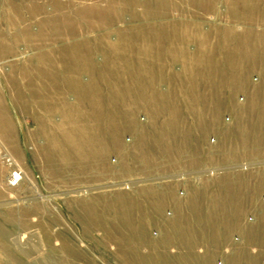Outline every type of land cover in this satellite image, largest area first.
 Masks as SVG:
<instances>
[{"label": "rangeland", "instance_id": "1", "mask_svg": "<svg viewBox=\"0 0 264 264\" xmlns=\"http://www.w3.org/2000/svg\"><path fill=\"white\" fill-rule=\"evenodd\" d=\"M0 264H264V0H0Z\"/></svg>", "mask_w": 264, "mask_h": 264}, {"label": "built area", "instance_id": "2", "mask_svg": "<svg viewBox=\"0 0 264 264\" xmlns=\"http://www.w3.org/2000/svg\"><path fill=\"white\" fill-rule=\"evenodd\" d=\"M21 180V176L19 173H13L11 176V184L15 185L18 184V182Z\"/></svg>", "mask_w": 264, "mask_h": 264}]
</instances>
